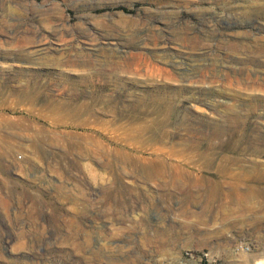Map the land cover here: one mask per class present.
<instances>
[{
  "label": "rangeland",
  "instance_id": "obj_1",
  "mask_svg": "<svg viewBox=\"0 0 264 264\" xmlns=\"http://www.w3.org/2000/svg\"><path fill=\"white\" fill-rule=\"evenodd\" d=\"M38 48L145 63L81 72ZM83 74L158 86L167 134L135 131L151 116L124 94L119 132L51 128ZM231 111L245 130L209 137ZM0 264H264V0H0Z\"/></svg>",
  "mask_w": 264,
  "mask_h": 264
},
{
  "label": "bare ground",
  "instance_id": "obj_2",
  "mask_svg": "<svg viewBox=\"0 0 264 264\" xmlns=\"http://www.w3.org/2000/svg\"><path fill=\"white\" fill-rule=\"evenodd\" d=\"M96 49L97 48H95L94 50ZM66 50L67 49L63 50L60 48L53 49V54H49L48 49L38 48L35 49L33 53L35 55L42 56L39 59H43V63H46L47 65L57 66L60 68L82 67L84 69H82L81 72H84L85 68L96 67L98 65L100 67L105 68V70H110L111 72L133 71L136 73L139 71L137 70V68L140 67H138L136 61H139L140 63H145V59L140 56L126 57L121 55L122 57H118L119 60L117 61L111 57H108L107 61H99L96 58L97 56L93 53L87 55L86 53H82V50H79L78 52H75L73 55H71L67 53ZM135 66L137 68H135ZM148 73V71L145 72V76H149ZM89 79H92V76H90V74H83L82 76L80 75L76 79V81H66V85L63 89V92L68 93V95L70 93L73 95H71V99H61V96H57L56 99L58 100L53 107V112L55 116H57L56 120L58 119V122H56V124H59L60 122L62 123L63 121L67 122L63 125L61 124V126H58L57 124L56 126L51 128L56 130L59 127H63L64 129L69 130L68 132H119L123 130V127L116 126L115 123V121L117 120V105L120 102L116 95L124 94L125 98H129L128 108L133 110L136 109L137 111H139V113L132 116V118H135L136 120H141L149 118V116H151L150 119L146 120L147 123H145V125H142L143 122L139 121L140 125L134 128L135 131L144 133H157V135L167 134L166 130L171 123V115L175 111V108L174 105L171 104L170 100L167 99L165 95L160 94L161 92L158 86L151 84L143 89H140L139 91H129L128 93H123L121 90L124 85L118 83V81L107 82L105 80L102 84H94ZM118 86L120 87L119 91H115L117 90ZM106 91L109 93H105ZM112 93L114 95H112ZM24 96H26L27 100L29 98L32 99L34 97L30 94H27V92L25 91ZM149 106L152 108L148 109ZM144 115L145 117H143ZM238 116H240L239 112H229V114L225 118V122L215 127L214 132L210 134L209 137L221 138L222 136L228 134V132L245 130V123L239 122L240 120L238 119ZM39 131L44 132L45 129L43 127L40 129L38 128V132Z\"/></svg>",
  "mask_w": 264,
  "mask_h": 264
},
{
  "label": "built area",
  "instance_id": "obj_3",
  "mask_svg": "<svg viewBox=\"0 0 264 264\" xmlns=\"http://www.w3.org/2000/svg\"><path fill=\"white\" fill-rule=\"evenodd\" d=\"M238 249L240 251H243V250L247 251L248 247L245 246V244L242 243V244L238 245ZM187 255H189L193 259H197L198 261H206L207 263H209L211 258H212L211 254L209 252H201V253H199L197 255H193V254H188L187 253Z\"/></svg>",
  "mask_w": 264,
  "mask_h": 264
}]
</instances>
